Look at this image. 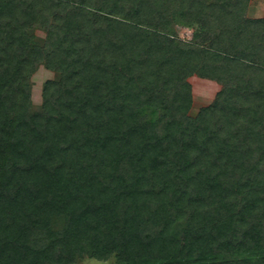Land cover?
Returning a JSON list of instances; mask_svg holds the SVG:
<instances>
[{
  "label": "trees",
  "instance_id": "16d2710c",
  "mask_svg": "<svg viewBox=\"0 0 264 264\" xmlns=\"http://www.w3.org/2000/svg\"><path fill=\"white\" fill-rule=\"evenodd\" d=\"M248 6L0 0V264H264V18ZM43 63L56 78L31 114ZM195 74L223 87L192 117Z\"/></svg>",
  "mask_w": 264,
  "mask_h": 264
},
{
  "label": "rangeland",
  "instance_id": "374dc122",
  "mask_svg": "<svg viewBox=\"0 0 264 264\" xmlns=\"http://www.w3.org/2000/svg\"><path fill=\"white\" fill-rule=\"evenodd\" d=\"M247 16L251 19L264 18V0H249ZM195 28L177 24L173 32H169V37L179 41H191L194 38ZM46 32L38 29L35 31V40L44 44ZM56 78L55 72L47 69L45 64H41L31 79V104L30 113L36 114L42 111L43 107V87L46 81ZM192 87V103L189 115L196 117L202 108L210 106L222 90L223 85L217 80H212L198 75L188 78ZM57 229V228H56ZM75 264H116L113 261H101L92 257L84 256L76 261Z\"/></svg>",
  "mask_w": 264,
  "mask_h": 264
}]
</instances>
